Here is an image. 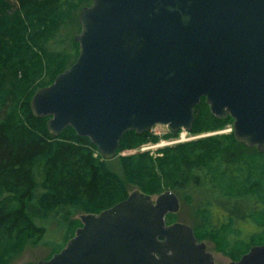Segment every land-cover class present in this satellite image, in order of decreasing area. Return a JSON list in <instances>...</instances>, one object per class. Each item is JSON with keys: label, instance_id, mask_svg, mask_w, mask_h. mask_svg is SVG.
I'll return each mask as SVG.
<instances>
[{"label": "water", "instance_id": "obj_1", "mask_svg": "<svg viewBox=\"0 0 264 264\" xmlns=\"http://www.w3.org/2000/svg\"><path fill=\"white\" fill-rule=\"evenodd\" d=\"M80 53L31 100L58 136L72 126L105 159L128 130H192L195 106L234 118L240 142L264 151V0H93L81 9ZM181 201L140 190L81 214L66 245L36 264H215L188 223H168ZM228 264H264V243Z\"/></svg>", "mask_w": 264, "mask_h": 264}, {"label": "trees", "instance_id": "obj_2", "mask_svg": "<svg viewBox=\"0 0 264 264\" xmlns=\"http://www.w3.org/2000/svg\"><path fill=\"white\" fill-rule=\"evenodd\" d=\"M92 2L71 4L77 14ZM68 4L69 0H14L11 7L8 0H0V96L7 97L0 100V248L10 245L0 264H9L14 251L44 242L50 231L46 222L51 219L69 226L60 251L82 225L76 215L110 208L125 200L134 187L150 195L169 187L190 202L193 190L198 191L203 198L194 202L196 219L191 224L198 239H212L233 260L254 244L264 243V151L240 142L233 132L224 141L210 137L163 148L164 155L155 159L139 150L151 132L128 130L117 153L137 150L118 156V171L89 137L78 135L72 126L53 135L47 126L49 116L32 111L36 91L22 104L26 116L18 112L14 102L25 93L20 82L42 72L47 60L52 83L79 56L75 36L58 56L47 51L50 34L73 12ZM74 23L79 25L78 18ZM11 81L22 88L13 89ZM195 109L192 132L234 121L231 115L215 116L204 96ZM175 215L169 213L168 222L175 221ZM244 222L255 227L249 237Z\"/></svg>", "mask_w": 264, "mask_h": 264}, {"label": "rangeland", "instance_id": "obj_3", "mask_svg": "<svg viewBox=\"0 0 264 264\" xmlns=\"http://www.w3.org/2000/svg\"><path fill=\"white\" fill-rule=\"evenodd\" d=\"M74 1L75 0H69V4L66 5V7L68 6L70 9L73 8L71 3ZM8 4L11 7H15L14 0H8ZM9 10L10 9H8V12ZM71 10L74 13L73 12L67 13L65 15L64 22L63 23L61 22L59 28H56V30H54V32L50 34L48 41H46L47 51L50 52L49 53L50 55L58 56L59 52L68 50V46L71 44V37L76 36L81 31L80 29H82V25L79 20L81 9L77 11V14L74 8ZM75 18H78V23L80 27L79 25L77 26V24L75 25L74 23ZM40 52L42 53V51ZM45 56L46 55L43 56L44 59H45ZM45 63H46V67L45 69H43L42 72L34 73L31 78L27 79L26 81L20 82V84H22L23 86L25 93L22 95L20 94L19 97L16 98V101L14 102V104L17 103L15 107L16 109H18V112L23 115V117H25L26 115L23 114L22 104L25 103L27 96L31 94L33 91L37 92L38 89L51 84L52 74H51L50 68L47 67L48 65L47 60L45 61ZM7 72L8 71L4 73H7ZM9 85L13 89L15 87H17L18 89L22 88L20 86H17L15 81H11ZM7 89H8V86H7ZM6 98H2L0 96V100L4 99L6 101ZM184 131L185 130H180L179 132H176V131H173L169 126L158 125L155 130L156 133L154 131L151 132L152 136L158 137V139L154 140L152 139V136H151L149 140L145 141L141 145L139 150L148 151L150 152L151 156L157 159L164 155V152L162 151L163 148L173 147L179 144L190 143L196 140L207 139L210 137H219L224 141L227 134H231L232 132L234 133V126H233V123L231 122V123H228L222 126L221 128H216V129H210V130H205V131H200V132H188V133H184ZM136 150L137 149H124L121 152L117 153L116 157L113 158L114 160L110 159L114 162L112 165L114 169L121 171V166L118 162V156L126 155L128 153L130 154V153L135 152ZM134 188H135L134 190H139L136 187ZM167 190H173V189L167 187L164 190V192ZM159 194H152L151 196L156 198V196H158ZM192 194H193V199L191 202L188 201L183 194L181 193L177 194L181 201V207L178 212L174 213L176 214L174 217L175 221H182L188 224L194 223L196 219L195 209H194V206L196 203L194 204V202L200 201L203 198V196H200L199 192L196 190H193ZM218 210L221 212V209H218ZM80 216H81V213L76 215V217H79V218ZM173 222H168V223H173ZM46 223L49 226L50 231L47 237L44 238V242L40 244L26 245L24 249H22L20 252H17V253L16 251H14L9 256L10 258L9 264H36L40 260L48 259V257H50L52 253L54 254L57 252L60 245L64 243L66 234L69 230V226L67 224H59L53 219L48 220ZM243 225L248 227V237H249L250 234L253 232L252 229H254L255 227L250 222H248V224L244 222ZM203 241L206 242L208 249L213 252L214 258H215V264H228L231 260H233L231 255H228L224 253L223 251L219 250L217 248L216 243L212 239L206 238ZM9 247L10 245L7 244L0 248V257L2 256L4 249L9 248Z\"/></svg>", "mask_w": 264, "mask_h": 264}, {"label": "built area", "instance_id": "obj_4", "mask_svg": "<svg viewBox=\"0 0 264 264\" xmlns=\"http://www.w3.org/2000/svg\"><path fill=\"white\" fill-rule=\"evenodd\" d=\"M155 130H156V127L155 128H153V131L155 132ZM156 133V132H155ZM184 133H188V131H184Z\"/></svg>", "mask_w": 264, "mask_h": 264}]
</instances>
